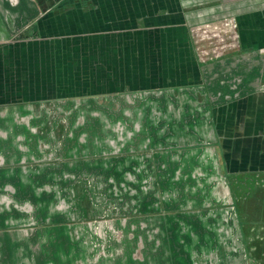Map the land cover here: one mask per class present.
Returning <instances> with one entry per match:
<instances>
[{
    "label": "crops",
    "instance_id": "crops-1",
    "mask_svg": "<svg viewBox=\"0 0 264 264\" xmlns=\"http://www.w3.org/2000/svg\"><path fill=\"white\" fill-rule=\"evenodd\" d=\"M199 2L0 0V264H264V0Z\"/></svg>",
    "mask_w": 264,
    "mask_h": 264
},
{
    "label": "rangeland",
    "instance_id": "rangeland-1",
    "mask_svg": "<svg viewBox=\"0 0 264 264\" xmlns=\"http://www.w3.org/2000/svg\"><path fill=\"white\" fill-rule=\"evenodd\" d=\"M189 1H192V0H189ZM193 1L199 2L201 0H193ZM217 1L218 0H207V1L203 2V6H207V4H209V6H210L209 8H200L202 6V4L200 2L198 4L195 3V5L193 6L194 8L190 10V11L194 10V16H195V19H194V22H195L194 23V35L202 34V33L206 34L207 33V34L210 35V37H212L214 39V41H216V42L213 43V45L212 44L210 45V47L212 49V53H211L212 58L214 57V55L217 54L218 51L223 50L225 48V47L223 48V43L220 42V39L223 38L222 35H221L222 34L221 30L220 29H215L217 25L216 26H212L210 28H204L205 26H202V25L196 23V21L200 20V18L198 20H196V18H198L199 16L202 17L203 15H206V16H204L205 19H208L210 22H217L219 20V18H222V17L230 18L231 15L234 14L235 10L233 8L214 9L212 6H213V4H216ZM204 43L205 42L199 43L198 44L199 48L202 49L203 48L202 45H204ZM227 44H228V42H226V47H227ZM202 50H199V52H202ZM215 51H216V53H215ZM231 54H233V53H231ZM223 56H221L220 59L221 58L222 59H226V60L229 59L231 61V63H232L233 57H234L233 55H228V56L226 55L224 57ZM199 58H201V57H199ZM218 59L219 58L214 59L213 61H215V60L216 61L214 63L212 62V64H214V65L218 64L217 63ZM235 60L237 61V63H238V60H240L241 63L243 61L241 59V57H236ZM228 63H229V61L227 60L226 64H228ZM229 71H230V69H229ZM261 197H262V195L259 194V196H258L259 200L262 199Z\"/></svg>",
    "mask_w": 264,
    "mask_h": 264
},
{
    "label": "trees",
    "instance_id": "trees-1",
    "mask_svg": "<svg viewBox=\"0 0 264 264\" xmlns=\"http://www.w3.org/2000/svg\"><path fill=\"white\" fill-rule=\"evenodd\" d=\"M263 205H264L263 203L259 202L258 207L263 208L264 207ZM258 225H264V216L263 215L261 216V214L258 217ZM259 235H261L262 238L264 239V230L260 231ZM259 238H261V237H259Z\"/></svg>",
    "mask_w": 264,
    "mask_h": 264
}]
</instances>
